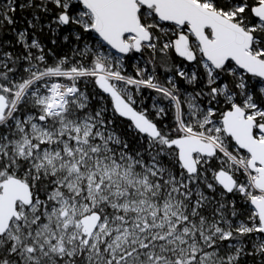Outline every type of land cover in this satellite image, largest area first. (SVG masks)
I'll return each mask as SVG.
<instances>
[{
	"label": "snow or ice",
	"instance_id": "obj_1",
	"mask_svg": "<svg viewBox=\"0 0 264 264\" xmlns=\"http://www.w3.org/2000/svg\"><path fill=\"white\" fill-rule=\"evenodd\" d=\"M0 264H264V0H0Z\"/></svg>",
	"mask_w": 264,
	"mask_h": 264
}]
</instances>
